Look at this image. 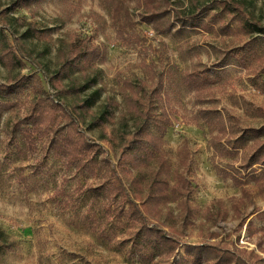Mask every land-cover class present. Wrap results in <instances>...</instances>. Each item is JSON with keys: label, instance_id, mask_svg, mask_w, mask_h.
Here are the masks:
<instances>
[{"label": "rangeland", "instance_id": "rangeland-1", "mask_svg": "<svg viewBox=\"0 0 264 264\" xmlns=\"http://www.w3.org/2000/svg\"><path fill=\"white\" fill-rule=\"evenodd\" d=\"M12 1L0 0V12L10 9ZM235 1L241 3L245 17L234 10V6H230L231 14H228L219 3L203 0L208 15H222L224 23L230 26L222 29L216 25L210 31L179 25L168 30L169 24L156 29L144 24L139 17L142 9L137 0H37L29 8L5 14L11 29L5 30V34L11 46L16 45V37L27 29L18 25L16 19L35 22L39 32L26 44L32 62L18 54L24 66L12 69L0 59V84L16 79L25 85L20 96L2 97L10 100L11 108L0 115V232L9 244L0 252V264H161L159 259L140 261L133 249L136 226L106 212L103 197L85 193L101 184L100 177L68 168L48 149L47 140L39 141L36 150H29L15 132V124L27 113L28 101L35 96L33 85L37 79L48 94L59 99L41 67L45 71L56 67L58 50L67 47L74 33L93 38L94 43L105 50V58L96 63L102 71V102L107 97L115 98L120 103L118 115L125 110L121 82L138 83V79L148 77L141 66L144 55L155 63L158 73L168 68L173 71L168 88L178 114L165 137L164 150L174 172L182 173L190 165L185 174L193 185L191 204L195 214L194 225L184 231L181 242L210 243L213 242L211 233L230 236L233 240L240 235V245L255 249L264 257L257 248L259 243L264 248V222L256 223L250 236L247 225L240 233L236 231L241 220H236L231 210L225 221L208 217V209L215 213L220 202L230 209V199L239 198L241 189L219 173L220 168L234 161L217 157L211 146V130L197 120L194 94L182 82L184 72L210 67L247 41H264V36L248 24L258 22L264 26V0ZM170 3L171 10L191 9L188 0H170ZM170 19L171 22L172 17ZM122 34L136 35L142 43L126 47L119 40ZM220 73L221 80L213 91L214 109L239 119L238 129L260 126L261 120L253 115V110L264 107V79L260 81L249 67L232 59ZM68 102L63 101L65 105ZM83 128L85 130V126ZM100 135L99 132L88 133L97 141ZM103 149L100 159L109 157L130 189L127 176L118 167L114 147L103 144ZM186 149L189 163L184 166ZM261 175L262 170H259L260 186L250 176L247 178L252 200L247 203L243 218L264 211V177ZM58 191H64L63 198H72L74 202L66 207L61 200H56ZM167 210L173 217L164 214L165 222L177 223V229L183 230L178 221L177 203L170 204Z\"/></svg>", "mask_w": 264, "mask_h": 264}, {"label": "trees", "instance_id": "trees-1", "mask_svg": "<svg viewBox=\"0 0 264 264\" xmlns=\"http://www.w3.org/2000/svg\"><path fill=\"white\" fill-rule=\"evenodd\" d=\"M36 1L13 0L10 9L0 12V59L12 69L24 66L18 54L32 60L26 44L39 30L33 21L16 19L18 25L27 29L16 37L13 47L5 34V30L10 28L5 14L10 10L29 8ZM188 1L191 9L171 10L170 0H137L142 9L139 17L142 23L156 29L164 24H169L168 30L177 25L206 31L216 25L222 29L230 28L224 23L222 15H208L203 0ZM213 2L222 5L223 11L228 14H231L230 6H234V10L245 17L241 3L235 0ZM201 16L204 19H200ZM248 24L264 36V26L258 22ZM119 40L126 47L142 43L136 35L122 34ZM143 51L147 53L146 49ZM104 58L105 50L95 44L93 38L75 33L70 35L67 47L58 50L56 67L46 71L41 67L59 99L48 94L37 79L33 85L35 96L28 101L27 113L14 126L23 144L34 151L39 141L47 140L48 149L68 168L100 177L101 184L92 186L85 193L103 197L106 212L136 226L133 249L142 262L159 259L161 264H264V257L255 249L240 245V235L233 240L230 236L211 233L213 242L210 243L192 245L181 242L184 231L194 225L195 214L191 204L193 185L185 174L190 165L182 173L174 172L164 150L165 137L174 126L178 114L172 106L168 88L173 71L168 68L158 73L155 63L144 55L141 66L148 77L138 79V83L129 80L121 82L125 110L118 115L120 103L115 98L107 97L102 102V71L96 67V63ZM229 59L249 67L256 78L263 82L264 41L258 43L255 40L227 52L225 58L210 67L184 72L182 82L194 94L197 120L204 122L211 130V146L217 157L232 158L234 161L220 168L219 173L223 179L231 180L241 189L239 198L230 199V209L224 208L220 202V208L215 213L213 209H208V217L225 221L231 210L235 219L241 220L236 231L240 233L247 225L246 230L251 236L256 223L264 222V211L243 218L244 209L252 200L247 178L250 176L260 186L259 170H262L261 177H264V107L253 110V115L261 120L260 126L242 129L237 128L239 119L214 109L213 91ZM24 88L25 85L16 79L9 84H0V115L11 108L10 100L2 97H18L24 93ZM65 100H69L67 105L63 103ZM95 132L101 134L98 141L88 136V133ZM103 144L114 147L118 167L127 176L130 189L125 186L110 158L103 156L100 159L104 152ZM187 163L189 155L186 149L182 165L186 166ZM236 164L238 166L234 167ZM64 196V191H58L56 200L69 207L74 199H65ZM172 203H177L179 207L181 231L177 229V223L168 225L163 219L164 214L173 217V213L167 210ZM4 236L0 232V252L9 245ZM257 248L264 253L263 244L259 243Z\"/></svg>", "mask_w": 264, "mask_h": 264}]
</instances>
